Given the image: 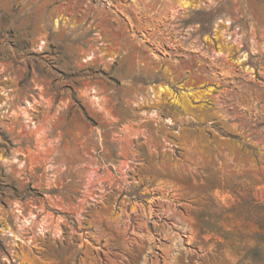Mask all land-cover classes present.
<instances>
[{
	"label": "rangeland",
	"instance_id": "1",
	"mask_svg": "<svg viewBox=\"0 0 264 264\" xmlns=\"http://www.w3.org/2000/svg\"><path fill=\"white\" fill-rule=\"evenodd\" d=\"M0 264H264V0H0Z\"/></svg>",
	"mask_w": 264,
	"mask_h": 264
},
{
	"label": "trees",
	"instance_id": "2",
	"mask_svg": "<svg viewBox=\"0 0 264 264\" xmlns=\"http://www.w3.org/2000/svg\"><path fill=\"white\" fill-rule=\"evenodd\" d=\"M152 83H156V82H152ZM86 119L89 121V122H91V123H93V121L91 120V119H89V118H87L86 117ZM226 137H228V138H231V139H235L234 137H229V136H226ZM129 198H130V200H132V201H142L145 197H143V196H140V195H138L137 194V191H135V193L134 194H128L127 195ZM262 229V228H261Z\"/></svg>",
	"mask_w": 264,
	"mask_h": 264
}]
</instances>
